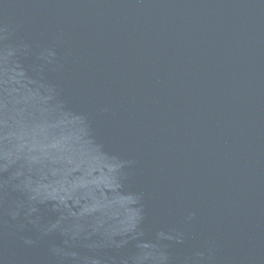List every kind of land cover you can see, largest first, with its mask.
I'll list each match as a JSON object with an SVG mask.
<instances>
[{"label": "water", "instance_id": "obj_1", "mask_svg": "<svg viewBox=\"0 0 264 264\" xmlns=\"http://www.w3.org/2000/svg\"><path fill=\"white\" fill-rule=\"evenodd\" d=\"M0 264H264V0H0Z\"/></svg>", "mask_w": 264, "mask_h": 264}]
</instances>
